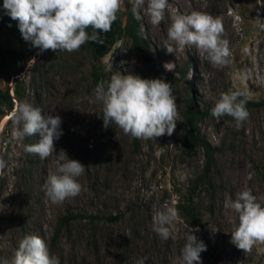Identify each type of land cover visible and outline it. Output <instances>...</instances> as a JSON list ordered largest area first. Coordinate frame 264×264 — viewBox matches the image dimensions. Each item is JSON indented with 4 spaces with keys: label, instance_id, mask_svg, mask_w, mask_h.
Here are the masks:
<instances>
[{
    "label": "rangeland",
    "instance_id": "rangeland-1",
    "mask_svg": "<svg viewBox=\"0 0 264 264\" xmlns=\"http://www.w3.org/2000/svg\"><path fill=\"white\" fill-rule=\"evenodd\" d=\"M2 6L0 43L21 53L18 63L22 70L12 75L0 72V88L8 85L13 96L12 109L0 114V158L6 162L0 172V260H11L20 241L36 235L60 264H137L145 257V264H178L186 231L198 229L190 234L207 246L201 253V264H264V253L258 251L264 245L244 253L230 242L239 223L238 214L224 207L226 199L235 200L236 194L246 189L264 205V103L246 107L249 117L239 130L230 116L219 121L211 113L202 116L199 131L215 147L214 194L210 198L196 189L190 195L200 213L199 225L185 220L176 205L189 196L187 188L202 160L200 151L192 153L182 147L185 126L181 110L186 86L198 106L214 107L220 94L229 91L264 100V0H168L159 25L151 23L145 0L138 14L147 50L154 59L157 78L172 86L178 109L173 134L156 140L134 139L115 126L104 128L102 105L89 103L96 84L89 77L84 45L71 53L48 50L37 55L39 50L22 38ZM128 10L133 12V0H121L116 14L121 24ZM193 11L222 21V38L230 50L226 65L213 67L194 47L167 53L164 44L171 17ZM33 57L36 61L28 68ZM121 60L128 62L123 68ZM100 64L106 81L111 67L112 72L156 79L153 67L125 35L114 40ZM19 103L39 108L42 115L62 118V135L54 141L55 152L50 157L41 160L25 152V145L39 141L38 133L23 139L14 137L13 115L8 116ZM61 150L84 165L85 171L78 178L81 192L53 204L43 186L49 172L55 171ZM167 208L176 210L177 218L167 225L172 236L164 240L153 231V216ZM66 209L92 211L99 216L91 223L84 218L72 222L52 243L56 217ZM107 214L119 216L112 221L104 218Z\"/></svg>",
    "mask_w": 264,
    "mask_h": 264
},
{
    "label": "clouds",
    "instance_id": "clouds-1",
    "mask_svg": "<svg viewBox=\"0 0 264 264\" xmlns=\"http://www.w3.org/2000/svg\"><path fill=\"white\" fill-rule=\"evenodd\" d=\"M145 0H133V12L141 19L138 10ZM3 10L12 20L18 22L22 38L38 49L37 55L48 50L79 51L91 41L99 40L97 30L108 32L117 19L121 0H3ZM168 0H147V14L153 25L164 20ZM11 26V25H9ZM92 29L90 36L87 29ZM224 27L219 18L193 11L190 14L177 13L171 17L167 29L164 48L167 53L194 47L199 56L213 67L228 63L230 50L228 41L223 39ZM175 45V47H174ZM127 51V50H122ZM35 58L28 61V68ZM128 62L121 60L123 68ZM165 64L167 70H171ZM105 83L99 82L94 90V99L89 103L102 105L104 128L115 126L134 139L156 140L164 135L171 136L176 128L178 109L173 88L162 79H144L131 72L124 75L121 71L112 72ZM124 71H128L124 68ZM243 97V98H241ZM247 94L242 91L221 93L211 109V115L219 121L222 116H230L239 130L249 117L245 105ZM17 139L39 134V141L25 145V152L37 155L41 160L54 152V141L62 135V118L59 115H42L39 108L27 103H19L12 116ZM6 162L0 158V172ZM85 166L79 161L69 159L61 150L55 161V171L49 172L44 184L46 197L53 204H61L81 192L78 178L83 175ZM225 209L238 214V226L231 232L230 242L244 253L251 252L256 245H264V205L258 202L251 190L236 194L235 200L226 199ZM177 218V211L167 208L153 216V231L167 240L172 232L171 225ZM198 229L186 231V243L181 250L178 264H201V253L207 250L203 241L190 234ZM264 253V247L258 248ZM146 257L137 261L145 264ZM0 264H60L58 257L51 255L45 241L36 235L25 236L19 243L11 260H0Z\"/></svg>",
    "mask_w": 264,
    "mask_h": 264
},
{
    "label": "trees",
    "instance_id": "trees-1",
    "mask_svg": "<svg viewBox=\"0 0 264 264\" xmlns=\"http://www.w3.org/2000/svg\"><path fill=\"white\" fill-rule=\"evenodd\" d=\"M0 4L3 5V0H0ZM15 24L18 27L17 21H15ZM87 32L90 36L92 35L91 28L87 29ZM97 35L99 40L103 41L102 44L91 41L84 44V48L88 57L89 77L94 84L97 85L101 81L107 83L105 71L100 64V59L107 52L109 46L114 42V40L121 35H125L130 39L131 44L141 52L144 58L153 67L156 73V78L159 77V73L155 67L154 59L150 56V53L147 50L148 43L141 30V19H136L134 12L128 10L125 14V20L122 24L120 20L117 19L113 23L110 31L103 32L97 30ZM20 56L21 53L19 51H15L11 47H5L0 43V72H4L7 75L19 73L22 70V66L18 63ZM188 87L189 85L185 88L187 95L184 106L181 110V118L185 126V135L182 140V147L184 148V151L186 150L192 153L200 151L202 154V160L190 180L189 187L187 188L189 196L184 197L176 205L185 220L199 225L201 224L200 213L197 209L196 203L192 200L190 195L197 189L206 192L210 198L213 197L216 181L212 173L213 153L215 147L211 145L200 133L198 121L203 115L211 113V109L213 107L207 104L198 106L191 98ZM14 95L16 97L18 96L17 90H14ZM12 97L13 96L9 91L8 85H6L4 88H0V114L12 109ZM262 103H264L263 99L253 100L247 98L245 107L256 106ZM13 113L14 112H11L8 117L11 118ZM261 177L263 180L264 190V170H262ZM98 216V214L93 213L92 211H75L72 209H66L63 213L56 217L51 234V242L53 243L55 241L57 235L60 233V231H62V229L66 231L69 230V225L72 222L84 218L91 223L95 218H98ZM118 216L119 214H107L104 216V218L113 221L116 220Z\"/></svg>",
    "mask_w": 264,
    "mask_h": 264
}]
</instances>
